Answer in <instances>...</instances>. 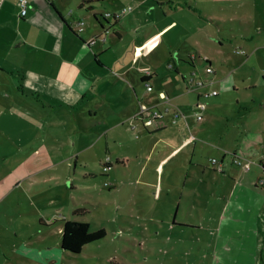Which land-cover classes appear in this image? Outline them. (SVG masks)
Instances as JSON below:
<instances>
[{
    "label": "crops",
    "instance_id": "0c3cea01",
    "mask_svg": "<svg viewBox=\"0 0 264 264\" xmlns=\"http://www.w3.org/2000/svg\"><path fill=\"white\" fill-rule=\"evenodd\" d=\"M153 1L29 0L26 14L20 16L17 0H0V201L19 184L25 191L22 197L30 199V182L38 183L39 173L61 164L60 138L70 130L92 138L71 153L75 163L80 160L85 168L98 163L110 167L111 154L122 163L133 160V156L141 158L145 150L141 143L161 132L191 137L195 146V140L205 144L201 138L204 131L194 125L203 118L188 119L184 111H197L198 102L217 98L220 91L238 93L242 88L245 98L236 103L243 100L246 109L244 129L239 130L232 146L222 142L210 146L226 166L218 170H226L218 184L226 185L227 190L224 188L226 195L220 198L225 203L214 225L219 232L216 247L221 242L238 248V257L226 254L224 259L216 258V263L264 264V64L259 68L255 63L247 66L258 60L257 56L264 58V6L259 8L261 16L258 14L252 24L251 31L256 30L249 37L258 41L246 51L244 64L229 55L237 64L225 69L215 65L214 51L200 49L190 36L201 34L206 40L204 18L196 7L175 3L167 10L163 1ZM130 5L118 20L103 17ZM174 15L177 28H184L177 40L173 27L166 23ZM80 20L84 23L78 31ZM189 22L195 26L191 32L187 31ZM215 24L219 29L209 31V39L221 44L227 35L223 29L228 28ZM228 30L231 33L232 28ZM201 60L206 67L211 66V72L198 68ZM214 90L216 94L202 97ZM182 104L188 105V110L181 109ZM165 106L176 108L186 119L180 117L173 123L171 112H166L144 130V119L139 115L142 108L164 112ZM99 138H105L106 148L87 156ZM109 139L119 147H110ZM228 154L251 160L250 168L235 166L233 155ZM177 211L175 207L170 229L178 226L173 224ZM61 230L55 233L59 242ZM226 230L241 234L243 241V235L248 234L250 246L247 243L243 251L237 240L225 235ZM33 262L42 264L39 258Z\"/></svg>",
    "mask_w": 264,
    "mask_h": 264
},
{
    "label": "rangeland",
    "instance_id": "374dc122",
    "mask_svg": "<svg viewBox=\"0 0 264 264\" xmlns=\"http://www.w3.org/2000/svg\"><path fill=\"white\" fill-rule=\"evenodd\" d=\"M159 1L165 3L167 10L175 3L197 8L206 25L203 30L206 40L201 39V34L190 36H194L200 49L215 52L216 66L235 68L237 63H232L229 55L244 64L246 51L258 41L253 42L249 37L256 30L251 31L252 24L258 14L261 16L259 8L264 6V0ZM50 8L53 10L52 5ZM216 22L221 28H232L231 33L223 29L227 30V35L221 44L209 39L208 32L219 29ZM166 23L173 27L175 39H179L184 28H177L176 15ZM193 25L189 22L188 32L193 31ZM218 52L220 54H216ZM255 59L258 60L247 63V66L255 63L259 68L264 64V58L257 56ZM205 67L203 61H199L198 68L205 71ZM220 92L219 97L204 100V108L197 111L195 108L191 113L184 111L188 119L194 121L196 113L202 116L203 122L194 125L204 131L201 138L208 143L206 145L195 140V146L191 137L161 132L141 143L145 149L141 158L133 156V160L122 163L111 154L110 167L104 168L98 163L85 168L82 161L75 163L71 153L92 138L81 137L79 130L67 131L60 138L61 164L39 173L38 183L30 182V199L22 197L25 191L19 184L13 186L5 200L0 201V264H33L37 258L42 264H217L218 257L224 259L226 254L230 257L236 255L238 248H231V243L230 248L221 242L216 247L219 232L214 225H217V214L225 203L220 198L226 195V185L218 184V180L226 170L218 171L209 159L216 158L219 162L221 157L214 156L215 152L210 150L213 143L232 146L239 138L237 134L244 129L242 117L246 109L242 106L243 100L238 104L236 100L245 96L242 88L238 93L231 89ZM187 107L186 104L180 106L183 110H188ZM185 130L190 134L187 128ZM97 140L87 156L106 148L105 138ZM109 146L119 147L112 139H109ZM145 155H149V159ZM252 172L253 169L250 174ZM175 207H178L176 222L187 225H173L170 229ZM76 209L84 211L75 216ZM64 218L86 220L91 230L104 228L106 234L104 238L84 245L80 253L65 252L55 234L63 228ZM41 219L48 226L43 225ZM225 235H229L230 240H237L243 251L247 243L250 246L248 234L243 235L245 241L241 234L226 230Z\"/></svg>",
    "mask_w": 264,
    "mask_h": 264
},
{
    "label": "trees",
    "instance_id": "16d2710c",
    "mask_svg": "<svg viewBox=\"0 0 264 264\" xmlns=\"http://www.w3.org/2000/svg\"><path fill=\"white\" fill-rule=\"evenodd\" d=\"M94 1H101V0H94ZM103 17L106 19L111 20H118L119 18L115 17L114 15H111L109 17L103 15ZM94 20H98L97 16H93ZM101 25V22H99ZM149 126L144 125V130L148 131ZM81 209H76L73 214L75 216L80 215L84 210L80 211ZM173 224L175 225H187V224H180L176 222L175 218L173 221ZM106 234V231L104 228L91 230L90 224L88 221L79 219V218H64L63 219V228L60 232V248L68 253L71 254H77L80 253L83 246L100 240L104 238Z\"/></svg>",
    "mask_w": 264,
    "mask_h": 264
},
{
    "label": "built area",
    "instance_id": "2783aa9c",
    "mask_svg": "<svg viewBox=\"0 0 264 264\" xmlns=\"http://www.w3.org/2000/svg\"><path fill=\"white\" fill-rule=\"evenodd\" d=\"M17 3H18V6L20 8V16H24L27 12V9H28L29 0H17ZM129 9H130V7L126 8V9L125 8L122 9L121 12L118 11L116 13H106L105 16L109 17L111 15H114L115 17L119 18L122 12L129 10ZM83 23H84L83 20H80L78 22V24H77V30L78 31L82 30ZM206 71L211 72L212 71L211 66H207ZM147 88L151 89L150 84H147ZM216 93H217V91L214 90L211 93L203 94L202 97H208L209 95H214ZM197 104H198V107H200V109L204 108V104L202 102H198ZM166 112H171V114H172L171 120L173 123H175L176 120L180 117L181 118L183 117L184 119H186V116L184 114H182L179 110H177L176 108H170L168 106H165L164 112L157 109V108L143 107L142 110L139 112V115L143 116L144 125H147L150 127L153 124L154 120L162 118ZM196 117L198 120L202 118L201 115L197 114V113H196ZM108 159L109 158L106 157V160H108ZM209 161L213 165H216V168L218 170H222L221 162H218V160L216 158H210ZM233 163L242 167L244 170H248L251 166L252 161L249 159H246V158H242L240 156H234L233 157Z\"/></svg>",
    "mask_w": 264,
    "mask_h": 264
}]
</instances>
